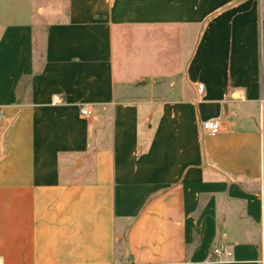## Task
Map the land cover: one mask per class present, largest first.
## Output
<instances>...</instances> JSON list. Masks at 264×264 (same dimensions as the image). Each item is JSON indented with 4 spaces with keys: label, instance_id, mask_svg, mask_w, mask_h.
Returning a JSON list of instances; mask_svg holds the SVG:
<instances>
[{
    "label": "crops",
    "instance_id": "1",
    "mask_svg": "<svg viewBox=\"0 0 264 264\" xmlns=\"http://www.w3.org/2000/svg\"><path fill=\"white\" fill-rule=\"evenodd\" d=\"M42 10L0 0V264H264V0Z\"/></svg>",
    "mask_w": 264,
    "mask_h": 264
},
{
    "label": "built area",
    "instance_id": "2",
    "mask_svg": "<svg viewBox=\"0 0 264 264\" xmlns=\"http://www.w3.org/2000/svg\"><path fill=\"white\" fill-rule=\"evenodd\" d=\"M204 89V85L201 83L198 85V91L202 92ZM259 116L260 120L263 122L264 118V97L259 99ZM80 112L84 116H90L92 114V109L88 107L86 104L80 105ZM202 129L204 130L205 134L207 135H215L220 132L221 130V122L218 118H210L203 120L201 122ZM217 254H225L231 255L232 251L230 247L226 244H221L214 249Z\"/></svg>",
    "mask_w": 264,
    "mask_h": 264
},
{
    "label": "rangeland",
    "instance_id": "3",
    "mask_svg": "<svg viewBox=\"0 0 264 264\" xmlns=\"http://www.w3.org/2000/svg\"><path fill=\"white\" fill-rule=\"evenodd\" d=\"M50 1L51 0H20L22 6L24 7L25 14L32 12V14L39 15L41 17L46 13L42 9L46 8L48 6V3H50ZM39 7L41 9H39ZM35 51H36L37 56H39L41 53V32L40 31L36 33Z\"/></svg>",
    "mask_w": 264,
    "mask_h": 264
}]
</instances>
